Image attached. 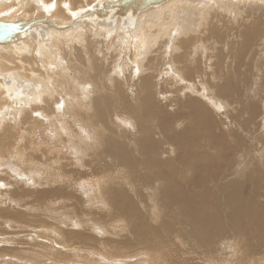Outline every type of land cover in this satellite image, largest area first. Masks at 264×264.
Returning <instances> with one entry per match:
<instances>
[{
    "label": "bare ground",
    "instance_id": "obj_1",
    "mask_svg": "<svg viewBox=\"0 0 264 264\" xmlns=\"http://www.w3.org/2000/svg\"><path fill=\"white\" fill-rule=\"evenodd\" d=\"M60 1L61 0L53 4L49 2L50 3L49 4L47 0H16V3H15V0H0V17L5 18V20H0V21L2 22L15 21L10 18H17V17H21L18 20H25L22 14H26L28 11L29 12L31 11L30 9H34L32 11H36L37 14L42 13L44 15V18H40V14H39V16L37 15L38 17L36 18L32 17L33 19L28 18L27 20L40 19V20H45L46 22H50L54 25L67 26L68 24H58L56 21L51 20L50 18H52L54 14L55 16H61L60 18H64L63 16L65 14V10L68 9L69 7L70 8L77 7L79 5V2L75 0H69L68 4L66 2H63V5L65 6L64 7L62 5L63 6L62 8H65L63 10L60 8V3H61ZM92 1L94 0H83L84 2L83 5L87 8L88 6L92 4ZM106 1H114V0H106ZM181 1L182 0H167L164 6L167 5V8L169 7V10H168L169 12L165 13L164 10H162V12L165 15L168 14L169 16L171 14V17H173L174 14L176 13V11H174L175 9H173V6L176 5L177 7H181L182 10H185L186 8H183L182 6H186L187 1H190V0H186L185 2H181ZM203 1L204 0H198L194 4H201ZM237 1L238 3L236 1H232V3L237 6L238 4L241 7L244 6L243 0H237ZM20 2H21L22 7L17 5V3L20 4ZM222 2L219 0H207V2L204 4L208 5V8L206 10L209 11L211 7L214 8L217 4L222 3ZM101 3L103 2H99V3L96 2V4L94 3V6H92L88 11L82 14H79L80 12H83V8H81L80 12L78 13L76 12V14L73 16L72 21H74L77 17H81L85 14L90 13L92 10L98 8L101 5ZM180 4H183V5L181 6ZM195 8L197 9V7ZM147 10L146 12L144 11L142 13L146 14ZM154 10H156L157 12V10L159 9L154 8ZM154 10H152V12H154ZM190 11L192 10L190 9ZM45 12L46 14H50L49 15L50 17L46 15ZM152 12L149 13V15H154ZM142 13L138 14L137 17H139V15H142ZM165 15L160 19L159 23H156L154 25L149 24L146 27H141L140 31L133 30L134 38L128 35L130 42L125 41L124 44L122 43L123 45L119 46V47L124 46L123 48H117V49L111 48L112 50L110 51H113L115 54H117V56H115L114 54V56L110 59H109V56L111 53L107 49V47L109 46H105L103 50L93 48V50L89 49V51L87 49V46L82 47L84 58L87 59V60L85 59L86 63L87 61L88 63L91 62L90 56L93 58L95 56L101 57L102 62H104V64H107V61H106L107 59L110 60V62H108L107 64L108 66L110 65L111 67V68L109 67L110 69L103 68V66L105 65H103L102 67L99 66L96 68L97 70H99L100 68L102 69V72L99 70L100 77H97L91 74L92 71L94 70L93 66L91 65L93 61L92 63H90V67H87V68H84L82 66L79 67V65L76 64L75 56H78V55H75V52H74L77 49L75 48L74 42H70L69 45L66 44V46H64L65 43L68 42L67 40L68 35L69 36L72 35L71 34L72 31L69 32V34L68 32L65 33L68 35H66L67 37L66 36L63 37L62 47L57 46V49L59 48V50L61 51L60 53L62 54V56L60 58L63 57L62 61L60 60V58H58V56L53 55L52 57L51 54L47 55V54H43V52L41 53L37 52L38 54L42 55L41 57H43V59L41 58L42 59L41 64L44 62V60L46 63H48L46 70L43 69L42 66H41V69L39 68L41 71L40 70L36 71V69L34 70L33 69L35 68L34 65H36L37 63L31 57L29 59L27 58L28 60H25L24 58V61H18L17 59L18 56L17 58L14 57V59H17L15 61H18L16 62L14 66L16 67L14 71L16 73V76L18 74V76L21 77L19 75L21 74L22 76L26 78V75L24 74V72H27L28 70H24L23 72V69L25 68L28 69V66L30 70L38 72L36 74L37 77L33 76L34 78L36 77L35 79L34 78L33 79L35 81L36 80L39 81L40 84L38 83L36 87L41 85V88L39 87L40 89H37V90L36 88L35 89L33 88L34 91H32L33 93L32 92L31 93L33 95L35 94L38 96L34 95L35 101L34 99L33 100L31 99V100L33 102H36L37 99H39L38 100L39 102L37 101V103L32 104L28 107V105L30 104L28 100L30 99H28L27 101L26 99L29 97L31 98L33 95L32 96L29 95V93L25 91L26 89H23L24 87H19L12 80H8V78H12V75L10 74L4 77L1 76L3 79V84H4L3 90H5L6 92V95H4L3 93L2 96L5 99V102L7 100L12 101V103L10 104L11 107H9V105H6L8 101L7 103H5V107L8 106L7 108H10L9 111L14 112V113L12 112L13 115L17 113L14 116L15 117L17 116L18 119H21L25 113L28 114V111H32L33 113L35 111H39V113L42 116H45L46 118L47 117L46 115L51 114V113L46 112L47 111L46 105L51 100L53 107L54 108L56 107V108L55 109L53 108V110L50 111L52 112V115L48 117V120L53 121L52 128L54 127V129L56 130L55 132L60 131L59 133H62V134L64 133L66 137L71 136L70 137L71 139H66L67 140L66 145L72 148L70 151H72L71 154L74 155V159L75 157L77 158L75 161L83 163L82 158L84 159V157L86 156L89 158H93L94 160L98 162L96 165L92 167L90 164H87V168L89 167V173H90L88 175L80 171V169H83V167L77 164L72 159L75 162L74 164H72V166L78 169V171H75L76 173H78V175L76 174L77 177L73 178V180H76V182H73L74 184H76V186H72V188H76V190L72 191L71 190L72 188H71L70 193L69 192L65 193L66 191L64 192V190L60 189V187L52 188L51 190L46 189L43 191H40V190L32 191L28 189L26 190L27 192L26 191L24 192V194L25 193L26 194L23 197L20 196L22 197L21 199L18 197L19 195L17 196V194L15 198L18 197L19 199H16V200H21L23 202H25L24 199L26 198L27 199L32 198L31 200L29 199L30 201H32L31 203L29 202V204L32 206L34 202L37 201L36 198L38 197L40 198V196L42 198L46 197L48 199L55 197V199L63 200L62 201L63 203L64 201L68 202L69 200H71L72 195L75 196L73 193H75L77 197H80V198L82 197L84 199L86 198V200L87 199L92 200L91 197H89V195L91 194V191L99 187V191H97V196L99 197V201L103 203L104 205H106V207L109 210V213L115 211L113 215L111 214L110 215H111V218L114 216L116 218V221H119L122 210L129 205L133 209L136 208V210H138L142 208L141 204H144L146 207H150L148 204L150 203L151 205H153V210H154L156 209L155 206L158 203V210H161V211L163 210L165 212H167L166 209L170 210V212L175 214L174 217L176 218V220L172 221V218H171L170 219L171 221H167L166 219L168 218L167 216L168 212H167L165 214V218L160 221L159 226L155 224L156 228L158 230L161 229L162 231L171 230V229L174 230V228H176V230L178 229L177 232L179 233V237L181 238L182 242H184L185 246L189 248H193L195 250V251H192L191 253L195 254L197 258H200V257L203 258L205 257L208 246L210 247L213 246V244H209L213 238L214 239L217 238V241L221 240L222 238L224 240V238L226 237L228 233H231V236L233 238H236V233L245 231L248 229V227L246 228L241 224L242 218L239 217L238 215L242 216V214H245L247 218L249 216L251 220L256 222V219H258L259 214L264 213V179L262 180V177H264V169L262 173L259 172L261 175V177L259 176L260 179L255 180L254 178H252L254 169L251 168L253 162H255L256 159L259 162L258 164L259 165L262 164L264 168V146L263 148H261L260 150L261 152L260 153L258 152L259 153L258 157L257 156L250 157L252 155H249V153L252 152L253 150L254 152H256V145L258 146L260 143L264 145L263 137H262L263 141L256 140V144L254 142H253L254 144L249 143L250 141L245 140L246 141L245 143H247L248 146L247 145H245V147L242 146L244 147L243 151H240L242 148L239 149V147L242 145L241 143L243 142L241 139L239 140L235 139V142L232 143L233 142L232 141L231 144L225 141L226 138L228 137L233 138L234 135L236 136L235 138L240 137L239 132H242V131L246 132V135L248 136L249 130L251 129H252L251 131L252 133L254 132V130H256L255 128H258L259 131L264 130V110L259 111L258 110L259 108L257 109L258 106L254 102V99H253L254 96L255 97L258 96V94H256L257 92L264 93V87L260 86L261 83L263 82V78L262 80L259 79L257 92L256 93L254 92L255 94H253V92L252 94H250L249 92L248 93L250 94L249 96L248 94H244L245 92L242 91V83L244 87L249 86L250 78L252 75V74L251 75L249 74V71L255 70V68H252V69L250 68V69H247L246 71L245 70L238 71V67H237L238 65L236 62L238 58L242 54L245 56L246 55L249 56L248 55L249 52L248 53L244 52V48L243 49L241 48L242 51H236L237 52L236 55L233 52H229L228 56L230 57L231 64H230V67L224 68L226 70L225 73L215 72L216 69L214 70V68L210 66V63H209L210 60L204 59L205 67L203 70L200 69L199 73H197L196 76L191 75L192 78H187L186 76H182V78H180L176 74L177 72L173 71V69L175 66L177 67V64H178L177 59L182 58L183 55L179 53L176 56L175 53L177 52L179 48L178 46H180L182 50L187 49L186 46H183L182 44L186 41L184 40L185 39L184 37L188 36L187 34L189 33L190 30H187V31L185 30L186 32L184 30H179L180 28L176 26L177 22L175 23L172 21L173 19H175V17L169 20L168 16H165ZM208 16L205 17L204 19L205 21H207ZM232 16L234 17V15ZM228 17H231V16H228ZM90 18H93V15ZM255 18H258V17H255ZM6 19L8 21H6ZM68 19H69V16H68ZM191 19H193V17ZM182 20H183V17H182ZM196 21H197L196 25L198 26L200 21L198 20ZM86 22L92 24V22L89 20H86ZM232 22L233 20L231 21V23ZM260 22L258 23L260 24L263 23V21H260ZM258 23H257V26H258ZM40 28L49 29L47 31L50 37L53 39L54 44H56L57 42V37L63 36L64 34L63 32H65V31L54 30L48 26H38L35 29H32L33 31L28 32L25 36H30L31 33H33L35 30H38ZM256 29H258V27ZM256 29L255 30H241V35H239V37H241L244 41L246 40L247 43L250 40H253V42L258 41L257 39H261L262 37V35L260 34H264V33H263V30H259L260 28L258 30ZM74 30L73 32H76ZM181 31H184L185 33H182ZM90 33H92V36H97L100 34V30H96V32L88 30V32L83 33V34L81 33L80 35L77 33L78 36H76L77 34H75L76 38H74L73 40L77 41V43L80 44V42H82L81 39L83 38V35L84 36L86 35L88 37ZM205 33H209L213 37H217V38L220 37L223 41L227 40V38H231L235 40L237 39V36H238V30H204V33L203 31H201L199 35H203ZM175 34L176 35L180 34L178 37L180 36H183V37L181 39H178L177 37L176 41L174 42V39L172 40V38ZM197 37L195 39H197ZM198 39H201V38H198ZM170 42H172L171 47L168 46ZM29 43L31 44V42ZM56 45H58V43ZM105 45H108V43ZM181 45L183 46V48L181 47ZM215 45L217 44L215 43ZM32 46L33 45L28 46L27 51L29 53H30V49L33 53L34 47ZM67 46L71 47L69 51H68ZM258 46L259 44L257 45V47ZM199 49L200 48L196 46L194 47V49L193 48L190 49V53L188 57L193 58L197 56V51ZM204 49H206V47ZM158 51H161V59H162L163 68H161L158 71L157 75L155 76L151 73V70L148 68L145 62L148 61L149 56L154 55V53ZM56 52H59V51H56ZM199 52L201 51L199 50ZM204 53L205 52H203V54H201L197 58L199 60L202 59L201 56L203 57ZM9 54L10 52L8 53V55ZM38 54H35V55L36 57L39 56L40 58V55ZM252 54L254 55L253 52ZM17 55H20V54H17ZM0 56L2 57V55ZM34 56L33 58H35ZM252 56L249 57L248 59H251ZM2 59L4 60V58ZM21 59H22V56L19 57V60ZM222 59L223 57H220L219 60L216 61L217 67H221L223 65V63H221ZM261 59H264V58H261ZM261 59L260 60L256 59L252 61L253 63H257V66L260 69L258 73H261V68L263 67V63H264V61L261 63ZM52 61L54 63H52ZM98 62L100 63V61ZM187 62L191 63L192 61L190 60ZM0 63H2V61ZM258 63L261 65H258ZM195 64L196 63H194L193 66ZM50 65L52 66L50 67ZM182 65H184V63H182ZM193 66L191 67L194 68ZM190 69L191 68H186L185 73ZM196 69H198V67H196ZM28 72H31V71H28ZM31 74L32 72L28 76H30ZM259 77L261 78L262 74ZM28 78H30L31 80V77H28ZM21 80L23 81L24 79H21ZM26 83L28 82L26 81ZM162 88L164 89L162 90ZM7 89L9 92L10 91L12 92L10 95H9V92H7ZM44 94H47L48 96L46 97ZM173 95L178 96V98H176V100L178 101L173 100ZM194 95H198V97L203 99V102L200 101V98H199L198 100L199 102L196 103L192 99ZM7 98H10V99H7ZM185 99L187 100L184 101ZM32 101L31 103H33ZM0 102H1L0 104L1 106L4 105L1 101V98H0ZM23 104H26V106H24ZM258 105H260V102ZM172 106L175 107L174 113H172L170 110ZM261 106H263L262 103H261ZM228 108L230 110H228ZM233 109L235 110L232 112ZM0 114L2 115V111L0 112ZM6 114L11 115L10 113H6ZM1 115H0V118H1ZM41 115L38 117L39 119ZM14 116L12 117V119L14 118ZM37 116H36V119H37ZM33 117L35 118L34 115ZM217 118L223 119V123L225 124H223L222 127H221L222 123L219 124L218 122L216 124ZM9 119L11 120V118ZM257 119H258V122H257ZM43 120L47 121L46 119H43ZM183 123H184V129L186 132L183 131L182 133H180L179 131L178 136L182 138L183 140H186L188 145L191 144L193 146L191 147L192 149H188L186 147H183V148L179 147L180 146L179 144L181 141L179 142L177 140L178 136L176 135L173 136L170 133L172 131L173 126L179 127ZM34 124L36 123H32V125ZM229 124H231L232 127L235 129V132L233 135L230 134V133H233V130L229 129L230 132L229 131L226 132L228 133L227 136L226 134H222V133H219L217 136H213V133H212L213 129L224 128L225 130V127L228 126ZM49 129L48 131H50ZM189 129L191 130L189 131ZM22 131H24V129ZM104 131L108 132L111 136L109 135L108 137V135H105ZM157 131L158 133H156ZM256 131L253 133L254 137L257 135L255 134ZM215 132L217 133V131ZM3 134H0V135H3ZM17 134L14 132L15 139H16ZM201 135H203V137ZM156 136H158L159 139L155 138ZM204 136L209 137L211 140V143L213 144L216 142L218 144H221L219 148L217 147L218 149L216 148V154H217L216 157L220 158L221 161L227 160L231 166H236L235 168H238V170H240V167H242L243 170H240L241 174H239L238 170L233 171L232 173L231 170L227 167L226 163H225V167L220 166L217 169L216 167H218L219 164L212 157L210 158L208 154L207 155L209 156V160H208V156L206 155L207 159L205 162H203V158H204L203 154L205 152H203L202 150L201 152H199L197 147L203 146V145L202 146L199 145L200 144L199 140H200V137L205 138ZM247 136H242V137H247ZM15 139L12 138V140H9V141H12L11 145L9 143L5 144V142H3L5 144L4 146H3L2 141L0 140V158L4 156L3 152H6V150L9 151L11 148H13V146L15 147L14 151L16 152V155L17 153H19L17 148L18 146L20 147L22 145L21 143L19 145V139L18 141ZM160 139H164V141ZM252 139L255 140L254 138ZM3 140H6V139H3ZM22 140L23 139H20V141ZM1 143L3 147L1 146ZM8 144H9V149H5ZM28 144L30 143L28 142ZM22 150L20 152H22ZM239 152H242V154L239 155L238 154ZM83 153L85 156H83ZM20 154L21 155H18V156L25 158L24 152ZM10 155H12V153ZM29 159H32V158L29 156L28 158H25V160H29ZM27 164L29 165L30 163H27ZM230 165L228 166L230 167ZM140 168L143 170V172L141 171V173H139ZM39 170H40L39 167L37 168L35 167L29 170V174L31 175L32 173H38ZM15 175L17 179L22 180L24 183V186H23L24 188L21 187L19 190H16L18 192L21 190L24 191L25 186L27 184H32L33 182H36V185H37L40 182L39 175H35L31 178H28L24 176L23 174L15 173ZM238 175L242 177H240L239 179H235V177L238 178ZM232 177H234V180L227 181V179H231ZM45 182L46 181H43L42 183H45ZM59 182H60V178L58 177L57 179H50L49 182L47 181L44 185L52 187L53 185ZM1 183H0V187L1 186L4 187V185ZM175 187L180 194L179 197H176L174 194ZM142 188H146V190L148 189L151 192L148 197L146 196L147 198H144L143 196L144 193L142 194V191H143ZM185 189L187 190L185 191ZM191 190L193 191L192 194H191ZM209 191L216 193L219 199L214 196H210ZM168 193L170 194L169 197L167 195ZM10 194H11L10 200L13 201L12 198H14L13 197L14 193L12 192ZM31 194H35L34 197H30ZM77 194H80V195H77ZM189 195H192L194 197L197 196L196 200H194V197L193 198L188 197ZM2 197H5V196H2ZM56 197H59V198H56ZM258 197L261 198L262 202L258 200ZM94 198L95 197H93V200ZM194 201L197 203L196 211L204 212V214L199 215L197 219H194V216L196 215L187 214L188 210L193 211L191 208H189V206ZM14 202H15V199H14ZM24 204L26 205L24 206L26 210H30L28 209L29 207H27L29 206L27 201ZM69 204H71V202ZM69 206L70 208L75 209L74 211H72L73 214L75 215L76 206L73 205V202H72V205H68L67 208ZM5 211L6 210H0V215L1 213H5ZM12 213H14V211H12ZM104 213L105 212H103V214ZM110 215L108 214V216L106 217L111 222V218L109 217ZM242 217L246 218L244 216ZM260 217H264V216L262 215ZM0 218H2V216ZM160 218L158 217L157 219L160 220ZM2 219H4L2 222V225L3 223L4 225L6 224L10 225L8 220H5V218H2ZM150 219L153 221L156 218H154V216L153 217L151 216ZM189 219L191 220L194 219L192 220V222L198 221L200 225H196V224L193 225V224H190L189 222L190 229L188 233L187 234L180 233V231L183 230V228H179V226L184 227ZM6 221H8V223ZM258 221L260 222V224H257L256 222V224L253 225L255 232H256V237H264V218L263 219L261 218ZM88 223L90 224V222ZM180 223H183V224H180ZM232 224H234L233 227H232ZM87 229L88 228H86V230ZM150 229L152 228H148V231ZM214 229H216V231ZM252 229L253 228L250 229L251 232H253ZM68 232L70 231L68 230ZM125 232L129 234L130 236L131 235L132 236L137 235V236H142V237L144 236L142 229L141 230H128L125 227ZM163 238H166V236H164ZM148 240L150 241V239ZM258 242L263 243L264 241L263 239H261ZM258 242H256V244ZM114 244L120 245L116 241ZM251 246L248 245L246 247L245 249L246 256L248 253H250L252 249ZM115 248L116 247H113L112 250H114ZM120 248L125 250V247H120ZM115 252H119V250ZM260 252H262V250ZM151 256L152 257L148 258V261L150 262V264H157L152 254ZM205 258H204V261L206 262ZM245 260L247 261L246 258Z\"/></svg>",
    "mask_w": 264,
    "mask_h": 264
},
{
    "label": "rangeland",
    "instance_id": "obj_2",
    "mask_svg": "<svg viewBox=\"0 0 264 264\" xmlns=\"http://www.w3.org/2000/svg\"><path fill=\"white\" fill-rule=\"evenodd\" d=\"M57 1L59 2V0H47V2L48 3L51 2V4H53ZM75 1L79 2V5L75 8L69 7L68 9H66L65 14L63 16L64 18H60L61 16H55V14H54L53 16H55V17L52 16V18H50V19L56 21L58 24H69L72 21L73 16L76 14V12L77 13L80 12L81 8H83V12H80L79 14H82V13L88 11L92 6H94V3L96 4V2L97 3L105 2L106 0H103V1L102 0L101 1L100 0H98V1L94 0V1H92L93 5L91 4L87 8L83 5V3H84L83 0H75ZM185 1L186 0H182L181 2H185ZM197 1L198 0L187 1L188 6L187 5L182 6L183 4H180L183 8H186L185 10H182L181 7H177L176 5H174L173 9H175L174 11H176V13L174 14L173 17H175V19H173V17H171V14L169 16L168 14L165 15L162 12V10H164L165 13L169 12L168 11L169 7L167 8V5L164 6V4H166V2H164L162 5H160L158 7H154L156 9H159V10H157V12H156V10H154V8H151V9L149 8L148 9L149 11L147 10L146 14L142 13V15H139V17H137L134 21H129L127 19L126 20L125 19L124 20H116L113 22L104 20V21H100L96 24L88 23L85 20L78 21L77 24L68 28V30L67 29L63 30V31H65V32H63L64 33L63 36L57 37L56 44L58 43V45L54 44L53 39L48 34V31H47V30H49L48 28H40L38 30H35L33 33H31L30 36H25V37H23V39L20 40V43L26 45L27 47L29 45H33L32 46V47H34L33 53L31 51V49H30V53L28 51L20 53V51L15 50L12 46L0 47V52H1L0 55H2V57L0 56V62L2 61V63H3V64L0 63V77L1 76L4 77L6 75L11 74L12 78L7 77L8 80H12L19 87H24L23 89H26L25 91L27 93H29V95L32 96L33 95L32 91H34L35 88H36V90L41 88V85L36 87V85H38V83H39L38 80H36V81L34 80L37 77L36 74L38 73L36 71L40 70L41 66L43 69L46 70V67L48 64L45 62V60H44V62L42 61L43 63L41 64V60L43 59V57H41L42 55L38 54V53L43 52V54H47V55L51 54L52 57H53V55H55V56H58V58H60L62 56V54L60 53L61 51L59 50V48L57 49V46L62 47L63 37L68 35L69 32H71V31H72L71 34L73 35V33H74V35L73 36L71 34H70L71 36L68 35V38H67L68 42H66L64 46H66V44L69 45L70 42H74L75 48H77L74 52H75V55H78V56H75L76 64L79 65V67L82 66L84 68H87V67H90V63H92V61H93V63L91 65L93 66L94 70L92 71L91 74L95 75L97 77H100L99 76L100 75L99 70L102 72V69L100 68L99 70H97L96 68L99 66L102 67L103 65L107 66V67L103 66V68H109L110 67V65L108 66L107 64H108V62H110L109 59L112 58L115 54L113 51H110V50H112L111 48H113V49L114 48L115 49L123 48L124 46L123 47H119V46L123 45L125 41H129L128 35H130L132 38H134L133 37V30H139L140 31L141 27H146L149 24L154 25L156 23H159L160 19L165 15V16H168L169 20L173 19L172 20L173 22H175V23L177 22L178 25L176 24V26L178 28H180L179 30H184V31L190 30L189 33L187 34L188 36L184 37L185 38L184 40H186V41L182 44L183 46H186L187 49L185 48L186 50H182L180 48V46H178L179 48H178L177 52L175 53L176 56L179 53L183 55L182 58L177 59V63H178L177 67L175 66L174 67L175 70L173 69V71L177 72V73L176 72L175 73L180 78H182V76H186L187 78H192V76H196V74L199 73V70L200 69L203 70L205 67L204 66V61H205L204 59L210 60L209 61L210 66H212L214 68V70L216 69L215 72L225 73L226 70L224 68L230 67V64H231L230 63V57L228 56L229 52H233L236 55L237 54L236 51H242L241 48L242 49L244 48V52H246V53L249 52V54H248L249 56H247V55L245 56L242 54L238 58V60L236 61L237 65H238L237 66L238 71H241V70L246 71L247 69H250V68L251 69L255 68V70L249 71V74L250 75L252 74L251 78H250L249 86L244 87L243 83H242V91L245 92L244 94H248L249 92H250V94H252V92H253V94H255L257 92L259 79L262 80V78H263V82L261 83L260 86L264 87V68H263L264 63H263V67L261 68V73H258L260 71V69L257 66V63L252 62L253 60H256V59L260 60L261 58H264V34H260V35H262L263 38L261 37V39H257L258 41L253 42V40H250L248 43L246 42V40L244 41L241 37H239V35H241V30H255L257 27H258V29L260 28L259 30H263V33H264V0H243L244 1L243 7L239 6V4L237 6V5L232 3V1H236L238 3L237 0H219V1H221V2L223 1V2L217 4L214 8L211 7V9H209V11L206 10L208 8V5L204 4L207 2V0H204L201 4H194ZM60 2H61L60 8L64 10L65 8H62L64 6L63 2H66L68 4L69 0H61ZM15 3H16V0H15ZM17 5L22 7L21 2H20V4L17 3ZM85 5H86V3H85ZM236 6H237V8H236ZM195 7H197V9ZM15 8H16V6H15ZM190 9L192 11L193 10L194 11L192 12V11H190ZM30 10H31L30 12H32V13H30L28 11L29 13L27 12L26 14H22L23 18H25V20H27L28 18H30V19L36 18L39 16V14H40V18H44V15L42 13L37 14L36 11H32L34 9H30ZM152 10H154V12H152ZM160 10H161V12H160ZM151 12L154 15H149V13H151ZM230 13H232V14H230ZM45 14H46V12H45ZM46 15L49 16L50 14H46ZM232 15H234V17ZM65 16H66V18H65ZM68 16H69V19H68ZM152 16H154V17H152ZM189 16L191 18L193 17V19H191ZM206 16H208L207 21L204 20ZM228 16H231V17H228ZM70 17H72V18H70ZM182 17H183V20H182ZM255 17H258V18H255ZM19 18H21V17L10 18V19L18 20ZM0 20H5V18L0 17ZM196 20L200 21L198 26L196 25V22H197ZM232 20H233V22L231 23ZM255 20L257 21V23L260 21H263V23L260 24L261 23L260 22V23H258V26H257V23ZM6 21H8V20L6 19ZM251 27H253V28H251ZM258 29H256V30H258ZM73 30L76 32H73ZM88 30L93 31V32L94 31L96 32V30H100L101 35L99 34L97 36H92V33H90V35H88V37L86 35L85 36L83 35V38L81 39L83 43L79 41L80 44H78L77 41L73 40L74 38H76L75 34L78 33L80 35L81 33L83 34V33L88 32ZM204 30H238V36H237V39H235V40L231 39V38H227V40L223 41L220 37H218V38L213 37L209 33L199 35L201 31H203V33H204ZM184 31H181V32L185 33L186 31L185 32ZM67 32H68V34H65ZM78 34L76 36H78ZM179 35L175 34L173 36L172 40L174 39V42H175ZM182 37L183 36H180V37H178V39H181ZM196 37H197V39L198 38H201V39L197 40V39H195ZM104 38H105V40H104ZM195 40H197V41H195ZM212 40H214V41H212ZM29 42H31V44ZM59 42L61 45L59 44ZM172 42H170L168 44L169 47L172 46L171 45ZM214 42L217 45H215ZM104 43L105 44L108 43V45H105ZM258 44H259V46L257 47ZM182 45H181V47L183 48ZM86 46H87L88 51H89V49L93 50V48L103 50L105 46H109V47H107V49L110 51L111 54L109 56V59L106 60L107 64H104V62H102V58L99 56H95L94 58L90 56L91 62L88 63V61H87V63H86V61H85L86 58H84V54L82 52V47H86ZM188 46H190L191 48ZM195 46L199 47L200 48L199 50L201 52H199V50H198L197 56H195L196 58L195 57L189 58L188 56L190 53V49H192V48L194 49ZM67 47H68V51H69V49L71 47L70 46H67ZM205 47H206V49H204ZM236 48H238V49H236ZM203 49H204V51H203ZM214 49H216V50H214ZM225 49H226V51H225ZM56 51H59V52H56ZM7 52L8 53L10 52V54L8 55ZM74 52H73V54H74ZM203 52H205L206 54L204 53L205 56L204 55H203V57L201 56L202 59L199 60L197 57L200 56L201 54H203ZM252 52L254 53V55L252 54ZM16 53L20 54V55H17ZM58 53H60V54H58ZM185 53H187V54H185ZM35 54L40 55V58H39V56L36 57ZM184 55L187 57H185ZM250 55L252 56V58L248 59L249 57H251ZM17 56H18V58H17ZM20 56H22L21 60H19ZM33 56L35 58H33ZM115 56H117V54H115ZM14 57L17 58L18 61H24V58H25V60H28L30 57L32 59H34L35 62L38 64V65L37 64L34 65L35 68H33L34 70L36 69V71L30 70L29 66H28V69L27 68L23 69V72H24V70H28V71H31L33 75L31 74L32 76L31 75L28 76L31 72L27 71L28 73L24 72V74L26 75V78L24 76H22L21 74H19L21 77H19L18 74L16 76V73L14 72L16 67H14V66H15L16 62H18V61H15L17 59H14ZM220 57H223V59L221 61V63H223V65L221 67H217L216 61L219 60ZM2 58H4V60ZM212 58H214V59H212ZM60 60L62 61L63 57L60 58ZM190 60L192 61L191 63L187 62ZM98 61H100V63ZM263 61H264V59H261V63ZM52 63H54V62L52 61ZM182 63H184V65H182ZM194 63H196V64L193 66ZM201 63H203V64H201ZM145 64L151 70V73L156 76L158 71L161 68H163L162 67V59H161V51H158V52L154 53V55L149 56L148 61H146ZM258 65H261V64L258 63ZM51 66L52 65H50V67ZM184 66L186 68H191V69L185 73L186 68ZM191 66H193L194 68H192ZM196 67H198V69H196ZM1 71H2V73H1ZM4 72H5V74H4ZM261 74H262V77L260 78L259 76ZM27 76L31 77V80ZM33 76H36V77L34 78ZM21 79H24V80L22 81ZM26 81L28 83H26ZM0 87H1V89H0V96L1 97L0 98H1L2 103L4 104L2 106L0 105V112L2 111V115L0 118V134H3L5 131V133L3 135H0V140L2 141V143L5 142V144L9 143L11 145L12 141H9V140H12V138L15 139V136H14V132H15L16 134L17 133L19 134V136H18V134L16 135L15 140L18 141V139H19V145H20V143L22 145L20 147L18 146L17 150L19 153H17V155H16V152L14 151L15 147L13 146V148H11L13 150H11V149L9 151L6 150V152L8 151L7 153L2 151L4 156L2 158H0V183L3 182L1 184L4 185V187L3 186L0 187V195H1L0 202L2 201L0 203V210H6L5 213H1L0 217L2 216V218H5V220H8L10 223V225L9 224L4 225V223L2 225V222L4 219L0 218V264H139V263L140 264H150V262L148 261V258L152 257L151 254L155 258L157 264H207V263L208 264L209 263L210 264H214V263L215 264H264V254H263L264 253V242L263 243L258 242L261 239H263V241H264V237H256V232H255V229L253 226L256 224V222H257V224H260V222L258 220H260L261 218L262 219L264 218V217H260L262 215L264 216V213L259 214V217H258V219H256V222L251 220L248 215H247L248 216V218H247L245 216V214H242V216L246 217L247 219L243 218L241 215H238L239 217L242 218L241 224L246 228L248 227V229L245 231H241V232L236 233V238H233L231 236V233H228L226 235V237L224 238V240H223V238L221 240H218V241H217V238H215V239L213 238L211 240L212 242L209 240L210 241L209 244H213V246H211V247L208 246L207 252L205 254L206 258L205 257L197 258V256L195 254L191 253L192 251H195V250L193 248H189V247L185 246L184 242H182L181 238L179 237V233L177 232L178 229L176 230V228H174V230L171 229V230L162 231L161 229L158 230L156 228L155 224H157L159 226L160 221L165 218V214L167 212H168V215H167L168 218H166L167 221H171L170 220L171 218H172V221L176 220V218L174 217L175 214L170 212V210L166 209L167 212H165L163 210L162 211L158 210V203L156 206L154 205L156 208L154 210H153V205H151L150 203H148L150 207H146L144 204H141L142 208L139 206L141 209H138V210H136V208L133 209L129 205L122 210V212L120 214L119 221H116V218L114 216L111 218V215H113V213L115 211L109 213V210L106 207V205H104L103 203H101L99 201V197L97 196V191H99V187H97V189H95V190H92L91 194L89 195V197H91L92 200H93V197H95L93 201L88 200V199L86 200V198L84 199L82 197L81 198L77 197L75 193H73L75 196L72 195V198L70 197L71 200H69V201L71 202V204H69L70 203L69 201H68L69 203L67 201H64L62 203L63 200L55 199V197L48 199L46 197L42 198L40 196V198L39 197L36 198L37 201L34 202L33 206L29 204V202L30 203L32 202V201H30L32 198H29L30 200L27 198L24 199L25 202H23L21 200H16L19 198L21 199L26 194V193L24 194V192L28 189L32 190V191H37V190L43 191L46 189L51 190L52 188H59L60 187V189L64 190V192L66 191L65 193H68V192L70 193L71 190L72 191L76 190V188H72V186H76V184L73 183V182H76V180H73V178L77 177L78 173H76L75 171H78V169L74 168V166H72V164H74L76 162L75 160L77 158L75 157V159H74V155L71 154L72 151H70L72 148L68 147L66 145V142H67L66 139H71L70 138L71 136L66 137V135L64 133L63 134L59 133L60 131H57L58 133L55 132L56 130L54 129V127L52 128L53 121L48 120V117H50V115H52V112H50V111H52L54 108L52 103H51V100L46 105V110H47L46 112L51 113V114L46 115L47 116L46 118H45V116H42L39 113V111H35L34 113L32 111H28V114H26V113L24 114V116H25V117L23 116L24 118L22 117L21 119H18L17 116L16 117L14 116L17 113H15L13 115L14 112L13 111L10 112L9 111L10 108H7L8 106L5 107V103H7V101H8V103L6 105H9V107H11L10 104L12 103V101L7 100L5 102V99L3 98L2 95H3V93H4V95H6V92H5V90H3L4 88L2 86H0ZM163 89L164 88H162V90ZM247 89H249V90H247ZM11 93L12 92L10 91L9 95ZM250 94H248V96ZM256 94H258V96H256V97L254 96L253 99H254V102L258 106L257 109L259 108L258 109L259 111L264 110V108H263L264 107V93H260V92L258 93L257 92ZM34 95L31 98L29 97L26 99V101L28 99H30V100H28V102L30 103L28 105V107L32 104L37 103V101L39 100V99H37L36 102H33L32 100L34 99ZM44 95L46 97L48 96L47 94H44ZM35 96H38V95H35ZM176 98H178V96L173 95V100H176ZM199 98L200 97H198V95H194V97L192 99L196 103H198ZM258 98L259 99L261 98V99L259 100ZM7 99H10V98H7ZM186 100L187 99H185L184 101H186ZM31 101L33 103H31ZM34 101H35V99H34ZM176 101H178V100H176ZM200 101L203 102V99L200 98ZM259 102H260V105H258ZM261 103L263 106H261ZM0 104H1V102H0ZM23 105L26 106V104H23ZM24 106H22V107H24ZM1 107H3V108H1ZM11 110H12V108H11ZM170 110L172 113H174L175 107L172 106ZM228 110H230V109L228 108ZM234 110L235 109H233L232 112ZM6 113H10L11 115H8ZM37 114H38V116H37ZM27 115H29V116H27ZM33 115L35 116V118L33 117ZM40 115H41L42 119H41V117H40V119L38 118ZM13 116H14V118L12 119ZM36 116H37V119H39V120L36 119ZM9 118H11V120ZM43 119H46L47 121H45ZM41 120H43V121H41ZM218 122H219V124L222 123L221 127L223 126V124H225V123H223V119H221V118H217L216 124ZM257 122H258V119H257ZM32 123H36V124L32 125ZM49 123H51V124H49ZM44 125L46 126V128ZM229 125L226 126L227 128L225 127V130H224V128L213 129L212 130L213 136H217L219 133L226 134V136H227L228 133H226V132H228V131L230 132V130H233V133H230L233 135L235 132V129L232 127L231 124H229ZM23 129H24V131H22ZM48 129L50 131H48ZM255 129L257 131L254 130V132L256 131L255 134H257L258 136L256 135L254 137V134H253L254 132L252 133L251 132L252 129H251V130H249L250 135L248 134V136L246 135V132L242 131V132H239L240 137L235 138L236 136L234 135L233 138L228 137V138H226L225 141L229 142V144H231L232 141H233L232 143L235 142V139L236 140L241 139L243 142L241 143L242 145L239 147V149L242 148L240 151H243V148L245 147V145H247V143H245L246 142L245 140L250 141L249 143H252V144H254V143L256 144V140L263 141L262 137L264 139V130L259 131L258 128H255ZM43 130H44V132H43ZM52 130H54V131H52ZM190 130L191 129H189V131ZM179 131H180V133L185 131L184 123L182 125H180L179 127L173 126L172 131L170 133L173 136H175V135L178 136ZM215 131H217V133ZM239 131H241V130H239ZM48 133H50V134H48ZM56 133H57V135H56ZM156 133H158V131ZM242 133L243 134L245 133V134L243 135ZM104 134L108 135V137L110 135L106 131H104ZM17 136H18V138H17ZM32 136H33V138H32ZM50 136H52L53 138ZM201 136L203 137V135H201ZM242 136H247V137H242ZM25 137H26V139H25ZM202 137H200V140H199L200 144L199 145L200 146L203 145V146L202 147L198 146L197 148H198L199 152H201V150L203 152H205L203 154L204 155L203 162L206 161V159H207L206 155L208 154L210 156V158L212 157L219 164V166L216 167L217 169L220 166L225 167V163H226L227 167L231 170L232 173H233V171L238 170V168H235L236 166H231L227 160L221 161L220 158L216 157L217 156L216 148L217 147L219 148L221 146V144H218L216 141H215L216 143L213 144V143H211V140L209 137H206V136H204L205 138H202ZM155 138L159 139L158 136H156ZM179 138L180 137L178 136L177 140L179 142L181 141L179 144L180 145L179 147H181V148L186 147L188 149H192L191 147H193V146L191 144L188 145L186 140H183L182 138H180L181 139L180 140ZM252 138H254L255 140H253ZM3 139H6V140H3ZM20 139H23L22 141H24V140L25 141L22 142V141H20ZM32 140H33V142H32ZM160 140L164 141V139H160ZM35 141H36V143H35ZM28 142L30 144H28ZM184 142H186V143H184ZM2 143H1V146H2ZM209 143L211 144L212 147L210 146ZM5 144L3 143V146ZM9 144L7 145V147L5 149H9ZM206 144H207V146H206ZM242 146H244V147H242ZM263 146L264 145H262L260 143L258 146L256 145V152H254V150L253 151L250 150V151H252L249 153V155H252L250 157H256V156L258 157V154L261 152L260 150H261V148H263ZM22 149H24V150H22ZM75 149H76V147H75ZM21 150H22V152H20ZM30 150H32V151H30ZM34 150H35V152H34ZM54 150H56V151H54ZM58 150H59V152H58ZM183 150H185V149H183ZM23 152H24L25 158H28V156H29L32 159L25 160L24 157L18 156V155H21L20 153H23ZM29 152L30 153L32 152V153L30 154ZM11 153H12V155H10ZM238 154L241 155L242 152H239ZM83 156H85L84 153H83ZM209 156H208V160H209ZM215 157H216V159H215ZM21 158L24 159L25 162ZM79 160H81V159H79ZM82 160H83V163L82 162H76V163L83 167V169H80V171L89 175L90 174L89 173V167L87 168V164H90L92 167V166L96 165L98 162L96 160H94L93 158H89L86 156L84 157V159L82 158ZM27 163H30L31 165L30 164L28 165ZM258 163L259 162L256 159V161L253 162L254 165L252 164V166H251V168L254 169L252 178H254L255 180L260 179L259 178V176L261 177L260 173H262V171L264 169L262 164L259 165ZM8 165H10V166H8ZM228 165H230V167ZM35 167L36 168L39 167L40 170L38 171V173H32L30 175L29 170L33 169ZM240 170H243V168L240 167ZM240 170H238L239 174H241ZM141 171L143 172V170L140 168L139 173H141ZM15 173L23 174L24 176H26L28 178H31L35 175H39L40 182L37 184L38 186L36 185V182H33L32 184H27L25 186L24 191L21 190L18 192L16 190H19L21 187H23L24 183L22 180L16 178ZM58 177L60 178V182L53 185L52 187L44 185L47 181L49 182L50 179H57ZM240 177H242V176L238 175V178L235 177V179H239ZM263 179H264V177H262V180ZM228 180H234V177H232L231 179H227V181ZM43 181H46V182L42 183ZM62 184H64V185H62ZM142 190H143L142 194L144 193L143 194L144 198H147L149 196V194L151 193L148 189L146 190V188H142ZM186 190L187 189H185V191ZM192 190H191V194L193 193ZM12 192L14 193V195H13L14 198H12L13 201L10 200L11 199L10 193H12ZM16 194H17V196L19 195L18 196L19 198L18 197L15 198ZM174 194L176 197L180 196L176 187L174 188ZM34 195L35 194H31L30 197H34ZM77 195H80V194H77ZM167 195L169 197L170 194L168 193ZM2 196H5V197H2ZM20 196H22V197H20ZM210 196H214V197L219 199L218 195L214 192H210ZM188 197L193 198L194 196L189 195ZM196 197H194V200H196ZM56 198H59V197H56ZM14 199H15L16 203L14 202ZM258 200H260L262 202L260 197H258ZM26 201L29 204V206H27V207H29L28 209H30L31 211L26 210V208L24 207V206H26L24 204V203H26ZM17 202H18V204H17ZM72 202H73V205L76 206V214L75 215L72 212L75 210L74 208H70V206L67 208L68 205H72ZM196 205H197V203L195 201L192 202L191 205L189 206V208H191L193 211H191V210L187 211L188 215H193V214L196 215V216H194V219H197L199 215L204 214L203 211H196ZM64 208H65V210H64ZM105 208H107V209H105ZM12 211H14L15 214L12 213ZM29 211L31 212V214ZM103 212H105V213L103 214ZM108 214L109 215L111 214L109 216L111 218V222L106 217V216H108ZM97 215H99V216H97ZM102 215H104V216H102ZM151 216L152 217L154 216V218H156V219H154L155 221L154 220L152 221L150 219ZM158 217L159 218L161 217L160 220L157 219ZM194 219H192V220H194ZM192 220L189 219L184 227L179 226V228H183V230H181L180 233H183V234L188 233V231L190 229L189 222H190V224H193V225L194 224L200 225L198 221L192 222ZM8 221H6V222L8 223ZM248 221H250V222H248ZM251 221H253V222H251ZM88 222H90V224ZM18 223H20V224H18ZM73 224H75V225H73ZM84 224H85V226H84ZM180 224H183V223H180ZM246 224H248V225H246ZM46 225H47V227H46ZM115 225H117V226H115ZM249 225H251V226H249ZM233 226H234V224H232V227ZM125 227L128 230H141L142 229L144 236L143 237L137 236V235H133V236L131 235L130 236L129 234H127L125 232ZM86 228H88V229L86 230ZM148 228H152V229H150L148 231ZM251 228H253L252 229L253 232H251V230H250ZM68 230L70 232H68ZM214 230L216 231V229H214ZM97 231H98V233H97ZM164 236H166V238H163ZM148 239H150V241ZM115 241L118 242V244H120V245L114 244ZM140 241H142V242H140ZM247 241H249V242H247ZM138 242H140V243H138ZM153 242H155V243H153ZM220 242H222V243H220ZM256 242H258V243L256 244ZM248 245H250V246L252 245L251 246L252 249H251L250 253H248L246 256L245 249ZM119 246L125 247V250L121 249ZM113 247H116V248L114 250H112ZM233 247H235V248H233ZM144 249H146V250H144ZM148 249H150V250H148ZM117 250H119V252H115ZM261 250H262V252H260ZM241 254H243V255H241ZM248 255H249V257H248ZM209 256L212 258H210ZM134 258H136V259H134ZM204 258L206 259V262L204 261ZM243 258H244V260H243ZM245 258L247 259V261L245 260ZM126 260H127V262H126Z\"/></svg>",
    "mask_w": 264,
    "mask_h": 264
},
{
    "label": "water",
    "instance_id": "obj_3",
    "mask_svg": "<svg viewBox=\"0 0 264 264\" xmlns=\"http://www.w3.org/2000/svg\"><path fill=\"white\" fill-rule=\"evenodd\" d=\"M167 0H114L105 1L101 5L92 10L90 13L81 17H77L67 26H58L45 20H15L10 22L0 21V47L12 46L15 50L20 52L27 51L28 47L20 43V40L32 29L38 26H48L54 30H68L74 26L78 21L89 20L92 24L100 21H116L129 20L134 21L138 14L146 11L152 7H158ZM93 15V18H90ZM0 86H4L3 79L0 77ZM6 88V87H5ZM7 92L8 89H7ZM1 115V114H0Z\"/></svg>",
    "mask_w": 264,
    "mask_h": 264
}]
</instances>
